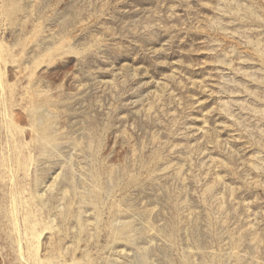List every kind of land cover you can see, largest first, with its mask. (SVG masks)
<instances>
[{"label": "rangeland", "instance_id": "374dc122", "mask_svg": "<svg viewBox=\"0 0 264 264\" xmlns=\"http://www.w3.org/2000/svg\"><path fill=\"white\" fill-rule=\"evenodd\" d=\"M0 264H264V0H0Z\"/></svg>", "mask_w": 264, "mask_h": 264}]
</instances>
